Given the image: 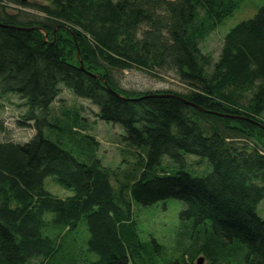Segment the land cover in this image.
Segmentation results:
<instances>
[{
	"label": "trees",
	"instance_id": "obj_1",
	"mask_svg": "<svg viewBox=\"0 0 264 264\" xmlns=\"http://www.w3.org/2000/svg\"><path fill=\"white\" fill-rule=\"evenodd\" d=\"M237 7L0 0V109L18 97V123L34 129L0 140V264H64L62 239L81 222L89 253L73 247L68 264H264V4L225 33L215 59L201 49ZM134 68L171 70L187 90L119 86L112 73ZM63 88L121 128L119 164L103 163L85 111L58 99ZM47 177L71 194L45 188ZM170 198L182 203L175 237L142 240L133 205Z\"/></svg>",
	"mask_w": 264,
	"mask_h": 264
},
{
	"label": "rangeland",
	"instance_id": "obj_2",
	"mask_svg": "<svg viewBox=\"0 0 264 264\" xmlns=\"http://www.w3.org/2000/svg\"><path fill=\"white\" fill-rule=\"evenodd\" d=\"M237 2L238 7L234 10L233 14L228 16L222 25L217 26L213 31H211L201 43L202 51L210 53L214 59L220 52L225 33L241 20L251 18L258 8L264 4V0H237ZM8 6L19 9V7L15 4H9ZM29 11L34 13L33 10ZM119 74L120 73L116 71L112 73L113 77L116 78V81L119 83L118 85L128 90L144 91L172 89L182 92L187 90L186 85L181 83L175 73L171 70L164 72L163 75H157L134 68L123 70L121 74ZM60 98L63 99L62 101L66 104L78 105L81 109H83V111H85V115L88 116L87 120L91 125L90 133L100 141L101 149L99 154L103 159V163L106 165L119 164V148L125 146L119 144L117 140V135L121 131V128L110 122L101 121L94 114L97 112V108L94 104H92L89 100L76 97L66 88L61 90L58 99ZM20 103L21 101L16 96H10L8 97V100L3 101L0 109V119L4 121L5 129L0 133V140L11 139L14 141L24 142L29 140L33 135L34 129L32 127L20 125L18 123L21 114L24 112L23 108L19 106ZM191 156L195 159L198 158L194 155ZM202 160H205L208 163L206 158H203ZM161 165L165 168H175L179 166L170 162L169 158L166 156L162 158ZM186 167L193 174H199L203 171V169H200L197 164L188 165ZM44 187L61 197L71 194V191L56 184L52 177H47L44 180ZM181 207V201L173 198L167 199L164 202L159 201L148 206H139L134 204L133 215L137 219V230L142 240H147L150 236H154L159 240L164 241H170L174 238L179 230L177 227V221L178 213ZM258 213L264 218V199L258 205ZM87 238V228L85 223L81 222L75 230H71L67 233V235H64L62 239V247L57 260L62 259V263L64 264L71 263V253L73 247L76 248L78 253L82 252L88 254Z\"/></svg>",
	"mask_w": 264,
	"mask_h": 264
},
{
	"label": "water",
	"instance_id": "obj_3",
	"mask_svg": "<svg viewBox=\"0 0 264 264\" xmlns=\"http://www.w3.org/2000/svg\"><path fill=\"white\" fill-rule=\"evenodd\" d=\"M201 263H202V258H199L197 264H201Z\"/></svg>",
	"mask_w": 264,
	"mask_h": 264
}]
</instances>
